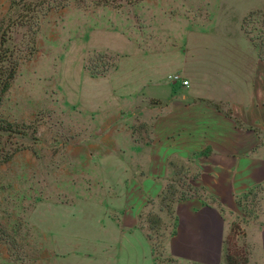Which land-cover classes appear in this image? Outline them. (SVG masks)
Segmentation results:
<instances>
[{"label":"rangeland","instance_id":"1","mask_svg":"<svg viewBox=\"0 0 264 264\" xmlns=\"http://www.w3.org/2000/svg\"><path fill=\"white\" fill-rule=\"evenodd\" d=\"M263 6L264 0H0V264H87L80 245L94 243L70 207L86 188L77 179L94 173L89 149L70 148L91 133L87 97L117 98L119 66L167 56H185L192 70L202 63L252 67L261 87L264 60L242 22ZM253 26L264 37V19ZM10 72V86L2 90ZM188 178L184 170L177 186ZM169 190L163 213L173 199L189 195ZM230 213L237 224L231 262L264 264L244 214ZM148 219L156 264H192L163 251L167 225L159 213ZM226 251L220 264H228Z\"/></svg>","mask_w":264,"mask_h":264},{"label":"crops","instance_id":"2","mask_svg":"<svg viewBox=\"0 0 264 264\" xmlns=\"http://www.w3.org/2000/svg\"><path fill=\"white\" fill-rule=\"evenodd\" d=\"M183 57L119 66L117 98L87 97L91 133L70 146L89 149L94 171L77 179L86 188L70 206L88 233L81 237L94 243L80 245L87 264H156L148 219L155 212L173 259L220 264L237 225L232 210L264 250V79L256 85L252 67L192 70ZM184 170L188 182L177 186ZM169 187L189 195L163 213Z\"/></svg>","mask_w":264,"mask_h":264},{"label":"trees","instance_id":"3","mask_svg":"<svg viewBox=\"0 0 264 264\" xmlns=\"http://www.w3.org/2000/svg\"><path fill=\"white\" fill-rule=\"evenodd\" d=\"M262 19H264V6L261 9L254 10V11H251L250 13H248V15H246L243 19L242 26H243L244 30L250 35V39L253 40L256 43V45L258 46V54L261 57V59L264 60V37L263 36H257L256 34H253V31H255L256 27L253 26L251 28H248V25L250 23L257 22V21H260ZM257 38H259V40H256ZM13 76H14V73L10 72L8 78L1 80L2 90H6L10 86V83H11L10 79H12ZM233 232L231 233V235L227 239L226 261L228 262V264H233L231 262L232 259H231L230 254H229V241H230V238H231ZM171 259H173V258H171Z\"/></svg>","mask_w":264,"mask_h":264},{"label":"built area","instance_id":"4","mask_svg":"<svg viewBox=\"0 0 264 264\" xmlns=\"http://www.w3.org/2000/svg\"><path fill=\"white\" fill-rule=\"evenodd\" d=\"M169 80H171L172 82H181L182 85L184 86H188L189 85V80L188 79H183L182 76L180 74H170L168 76Z\"/></svg>","mask_w":264,"mask_h":264}]
</instances>
